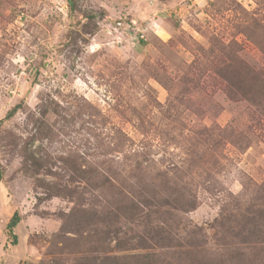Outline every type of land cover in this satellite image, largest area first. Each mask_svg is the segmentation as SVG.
<instances>
[{
    "label": "rangeland",
    "instance_id": "1",
    "mask_svg": "<svg viewBox=\"0 0 264 264\" xmlns=\"http://www.w3.org/2000/svg\"><path fill=\"white\" fill-rule=\"evenodd\" d=\"M74 2L0 0V264H264V0Z\"/></svg>",
    "mask_w": 264,
    "mask_h": 264
},
{
    "label": "trees",
    "instance_id": "2",
    "mask_svg": "<svg viewBox=\"0 0 264 264\" xmlns=\"http://www.w3.org/2000/svg\"><path fill=\"white\" fill-rule=\"evenodd\" d=\"M68 3L72 9L75 7L74 0H68ZM15 109H16V107H14L12 110H10L4 118H1L0 124L2 123L3 120L11 117L13 115V113L15 112ZM1 178H2V168H1V164H0V181H1ZM19 221H20V215L17 211H15V212H13L9 221L6 224V230L8 232V236L12 237V241H11L12 244H16V242H17V236L13 232V230Z\"/></svg>",
    "mask_w": 264,
    "mask_h": 264
}]
</instances>
